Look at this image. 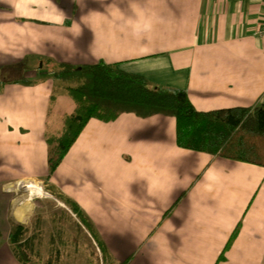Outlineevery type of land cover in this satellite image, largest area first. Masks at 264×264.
Returning <instances> with one entry per match:
<instances>
[{
  "label": "crops",
  "instance_id": "1",
  "mask_svg": "<svg viewBox=\"0 0 264 264\" xmlns=\"http://www.w3.org/2000/svg\"><path fill=\"white\" fill-rule=\"evenodd\" d=\"M100 61L199 111L264 104V0H0V264H23L9 235L31 206L15 183L42 180L113 264H264V166L180 147L173 116L93 118L49 173L47 135L75 103L42 67Z\"/></svg>",
  "mask_w": 264,
  "mask_h": 264
},
{
  "label": "trees",
  "instance_id": "2",
  "mask_svg": "<svg viewBox=\"0 0 264 264\" xmlns=\"http://www.w3.org/2000/svg\"><path fill=\"white\" fill-rule=\"evenodd\" d=\"M50 75L66 83V93L75 103L74 111L64 116L62 129L47 135L50 174L63 161L89 120L108 122L123 113L140 117L173 116L180 147L264 166V104L199 111L187 90L152 87L145 77L104 61L82 65L54 63ZM57 195L96 242L102 263L113 264V257L90 217L76 201ZM37 238L27 225L14 223L9 239L16 258L23 264H61L60 249H51L42 257L40 249H36ZM51 243L54 244V239Z\"/></svg>",
  "mask_w": 264,
  "mask_h": 264
},
{
  "label": "rangeland",
  "instance_id": "3",
  "mask_svg": "<svg viewBox=\"0 0 264 264\" xmlns=\"http://www.w3.org/2000/svg\"><path fill=\"white\" fill-rule=\"evenodd\" d=\"M52 66L53 63L44 65L43 71L47 73ZM48 77H51L50 73ZM42 78V75L36 77V79ZM53 82L56 92L67 94L64 81ZM20 183H15L14 196L18 198V203L24 201L30 203L31 212L27 216L29 219L25 225L30 228V233L38 235L36 249H40L42 257H46L51 249H60L63 260L61 264H103L96 242L86 228L80 226L77 216L58 198L57 193L69 197L68 195L55 189L48 180ZM32 187H39L41 191H33ZM176 203L171 207L172 209ZM52 239H54L53 245Z\"/></svg>",
  "mask_w": 264,
  "mask_h": 264
},
{
  "label": "bare ground",
  "instance_id": "4",
  "mask_svg": "<svg viewBox=\"0 0 264 264\" xmlns=\"http://www.w3.org/2000/svg\"><path fill=\"white\" fill-rule=\"evenodd\" d=\"M32 189H33V191H36V192H40L41 191V189L39 187H37V188H33L32 187Z\"/></svg>",
  "mask_w": 264,
  "mask_h": 264
}]
</instances>
